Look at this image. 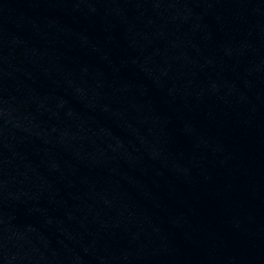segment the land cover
Masks as SVG:
<instances>
[{
	"label": "water",
	"instance_id": "water-1",
	"mask_svg": "<svg viewBox=\"0 0 264 264\" xmlns=\"http://www.w3.org/2000/svg\"><path fill=\"white\" fill-rule=\"evenodd\" d=\"M0 264H264V0H0Z\"/></svg>",
	"mask_w": 264,
	"mask_h": 264
}]
</instances>
